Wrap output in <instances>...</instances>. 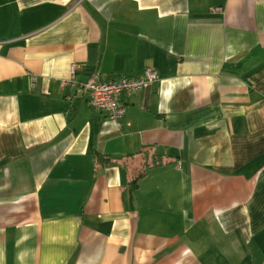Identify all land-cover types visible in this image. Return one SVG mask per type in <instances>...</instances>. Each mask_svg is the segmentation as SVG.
Listing matches in <instances>:
<instances>
[{"label": "crops", "instance_id": "0c3cea01", "mask_svg": "<svg viewBox=\"0 0 264 264\" xmlns=\"http://www.w3.org/2000/svg\"><path fill=\"white\" fill-rule=\"evenodd\" d=\"M0 264H264V0H0Z\"/></svg>", "mask_w": 264, "mask_h": 264}, {"label": "built area", "instance_id": "2783aa9c", "mask_svg": "<svg viewBox=\"0 0 264 264\" xmlns=\"http://www.w3.org/2000/svg\"><path fill=\"white\" fill-rule=\"evenodd\" d=\"M219 9L215 8V10ZM79 68L80 65L76 63L70 65L71 78L64 81L63 85L72 88L76 92L86 94L89 104L103 112L109 120L114 121L118 129L122 128V119L125 116L124 96L160 79L155 70L146 69L137 78L121 75L102 79L99 74L92 73L87 80L80 82L75 79V74Z\"/></svg>", "mask_w": 264, "mask_h": 264}, {"label": "trees", "instance_id": "16d2710c", "mask_svg": "<svg viewBox=\"0 0 264 264\" xmlns=\"http://www.w3.org/2000/svg\"><path fill=\"white\" fill-rule=\"evenodd\" d=\"M100 160H102V161H103V160H104V158H101Z\"/></svg>", "mask_w": 264, "mask_h": 264}]
</instances>
